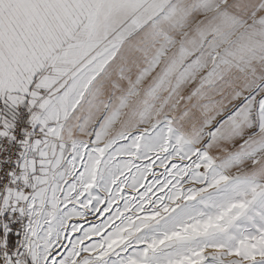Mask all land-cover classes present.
Returning <instances> with one entry per match:
<instances>
[{
  "label": "snow or ice",
  "instance_id": "obj_1",
  "mask_svg": "<svg viewBox=\"0 0 264 264\" xmlns=\"http://www.w3.org/2000/svg\"><path fill=\"white\" fill-rule=\"evenodd\" d=\"M0 264H264V0H0Z\"/></svg>",
  "mask_w": 264,
  "mask_h": 264
}]
</instances>
